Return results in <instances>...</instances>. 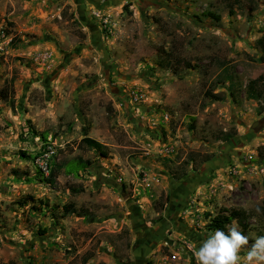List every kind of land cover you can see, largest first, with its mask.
Instances as JSON below:
<instances>
[{
  "label": "rangeland",
  "instance_id": "obj_1",
  "mask_svg": "<svg viewBox=\"0 0 264 264\" xmlns=\"http://www.w3.org/2000/svg\"><path fill=\"white\" fill-rule=\"evenodd\" d=\"M263 30L264 0H0V261L196 264L229 208L252 214L244 257L264 236V95L245 93Z\"/></svg>",
  "mask_w": 264,
  "mask_h": 264
},
{
  "label": "trees",
  "instance_id": "obj_2",
  "mask_svg": "<svg viewBox=\"0 0 264 264\" xmlns=\"http://www.w3.org/2000/svg\"><path fill=\"white\" fill-rule=\"evenodd\" d=\"M256 43L257 45H259L260 50H261L258 60L264 61V30L261 36H259L256 39ZM177 61L183 63L186 67H192L191 66L192 64L188 61H183L181 59L180 60L177 59ZM167 63L169 62L166 61V65ZM219 65L221 67V73L224 79L228 83V88L230 91L229 94L234 99L236 98L241 88V82L234 74V69L236 67V64L223 60L219 62ZM261 89L263 91H261L258 88H254L252 86H247L245 89L246 96L250 98H257L258 95H262V94L264 95V89L263 88ZM88 141H89V144H91L94 149H99L100 147H102V145L99 142H96L94 140H88ZM100 151H101L100 152L101 155L103 156L106 155V152L102 150ZM56 173H57L56 170L54 168H51L48 177L44 178L43 180L47 183H53ZM73 209L74 208L71 205L64 206V210L68 212H74L75 210ZM206 215L210 217L209 222L207 223V228L213 232H215L216 230L223 231L226 235H230L229 227L231 226V223L233 221H235L239 225V227H241L240 231L241 233H243L244 230L248 229L249 225L247 223H248V220L252 217L251 216L252 214H250L249 211H246L241 208H229V209H224L223 212L216 213L213 216H210V214L208 213H206ZM258 236L259 237L262 236V234L259 231H258ZM91 257H92V254L86 251L81 256V263L85 264ZM0 264H16V263L13 260H9L6 262L0 261Z\"/></svg>",
  "mask_w": 264,
  "mask_h": 264
},
{
  "label": "clouds",
  "instance_id": "obj_3",
  "mask_svg": "<svg viewBox=\"0 0 264 264\" xmlns=\"http://www.w3.org/2000/svg\"><path fill=\"white\" fill-rule=\"evenodd\" d=\"M230 235L216 230L200 242L193 251L196 264H264V236L257 237L255 243L241 257V250L248 245V236L243 235L239 225L233 221Z\"/></svg>",
  "mask_w": 264,
  "mask_h": 264
},
{
  "label": "built area",
  "instance_id": "obj_4",
  "mask_svg": "<svg viewBox=\"0 0 264 264\" xmlns=\"http://www.w3.org/2000/svg\"><path fill=\"white\" fill-rule=\"evenodd\" d=\"M126 98L133 103L139 104L144 100V93L142 92L141 89L139 88H130L127 92H125ZM165 117V116H164ZM167 120V116L164 118ZM172 151L171 147L166 148L165 152L168 153ZM144 185L145 187L149 188L150 186L153 185V182L157 181L156 178L152 179L151 177L144 178ZM167 244V242H166Z\"/></svg>",
  "mask_w": 264,
  "mask_h": 264
},
{
  "label": "water",
  "instance_id": "obj_5",
  "mask_svg": "<svg viewBox=\"0 0 264 264\" xmlns=\"http://www.w3.org/2000/svg\"><path fill=\"white\" fill-rule=\"evenodd\" d=\"M263 122L262 120L256 121L252 124V129L257 130V128L260 126V124Z\"/></svg>",
  "mask_w": 264,
  "mask_h": 264
}]
</instances>
